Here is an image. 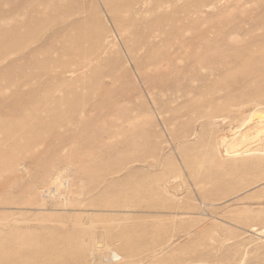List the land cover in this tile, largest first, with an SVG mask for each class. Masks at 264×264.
Listing matches in <instances>:
<instances>
[{"label":"rangeland","instance_id":"374dc122","mask_svg":"<svg viewBox=\"0 0 264 264\" xmlns=\"http://www.w3.org/2000/svg\"><path fill=\"white\" fill-rule=\"evenodd\" d=\"M161 5L162 11L151 9L128 24L116 22L122 8L112 14L104 0H0V43L19 41L0 60V66L12 63L0 75L2 258L88 264L90 251L105 247L133 264L178 238L161 264L191 256L210 257L211 264H264V143L249 139L252 150L246 155L215 154L209 140L238 128L229 116L206 127L205 136L196 131L181 142L175 134L180 126L163 124L128 52V44L149 40L157 27L166 30L163 43L176 41L175 31L185 27L191 42H200L202 35L225 50H234L235 41H259L264 0H162ZM34 17L41 23L32 32ZM53 18L90 21L60 31ZM3 30L8 32L2 35ZM48 36L56 39L44 44ZM106 36L110 44H99ZM34 47L40 48L31 61ZM47 50L53 54L47 56ZM241 60L232 61L221 78L245 66ZM86 61L92 63L80 70ZM193 104L180 100L171 110L182 114ZM262 114L261 109L243 111L241 117L250 122L239 128L250 130ZM245 145L236 148L241 152ZM138 157L165 158L174 167L169 180L179 185L176 197L161 200L169 208L155 211L140 197L126 198L124 169L102 191L101 182L113 169ZM119 160L122 165L116 166ZM148 168L133 166L137 177L155 173ZM84 199L97 202L98 209L84 210ZM40 229L43 239H31V231ZM47 238L53 239L49 245Z\"/></svg>","mask_w":264,"mask_h":264},{"label":"bare ground","instance_id":"6f19581e","mask_svg":"<svg viewBox=\"0 0 264 264\" xmlns=\"http://www.w3.org/2000/svg\"><path fill=\"white\" fill-rule=\"evenodd\" d=\"M104 1L106 7L109 8L112 14H114L113 11L115 8H122L120 12H118L119 15L113 17L118 23L129 22L128 24H131L132 19L149 12L151 9H155L153 11L156 13L162 11V0ZM49 7L56 9L57 5L49 2ZM89 21L90 20L86 18H75L71 20L68 18L60 20L53 18L51 23H54L56 27L59 28L58 30L63 31L66 27H79L82 22L87 23ZM40 23V19L35 17L31 18V31L33 32L39 28ZM152 30H155L154 33L147 32L149 34V40L142 41L141 43L128 44V52L134 69L142 82L146 85L163 124L166 127L174 124L180 126V128L176 130L177 133L175 132V134H177L176 138H180L183 143L187 142L186 138L195 134L196 131H199L200 135L202 134L205 136L206 133L203 130H205L206 127H214V125H217V121L222 122L224 118L229 116L239 122L238 128L234 127L235 129H231L222 135L217 134V137L209 140L215 154L222 156L224 153L227 155L231 152L232 154H236L238 151V153H245L246 155L252 150V146L250 145L252 142H248L249 139H254V144L264 143V115L262 114V117L255 121L252 128H247L250 130L246 131V128L243 131L242 128L250 121L249 119L247 121L248 117H241L242 112L247 110L255 111L261 109L264 113V37L259 39V41L255 39L244 44L235 41V44L232 46V48L235 47L234 50H225L202 35H199V37H202L200 42H191L189 36L184 37L185 32H191V30H187L186 27L183 30L178 29L175 31L174 35L176 41L172 43H163L162 36L166 33L164 28L161 29L157 27ZM7 32L8 31L5 30L1 31L2 35ZM60 37L61 35H57V40H59ZM52 39H56V37L48 36L44 44H47ZM11 40L6 38L5 42L0 43V60L4 59L3 57L4 55L6 56L9 49H12L14 44L19 42L17 40ZM99 42L101 45H105V43L108 45L110 44V40L107 36L103 38V41ZM39 48L40 47H34L33 50L29 52L31 54V61L39 52ZM99 50L103 51L101 47H99ZM259 51L260 53L258 54ZM44 52L47 56L51 53L53 54L52 51L49 52L48 50ZM29 53L26 55V58L29 57ZM238 59H242V62H246L245 66L241 69L237 68L238 70H236L233 75L229 76V78H221L231 67V62ZM89 63L92 62L86 61L83 64L81 63L80 70L84 67H88ZM7 64L12 65L11 62ZM8 65L5 64L0 66V75L7 69ZM217 76L221 78L220 81V78H217ZM188 99L193 101L194 104L192 107L182 114H174L175 111L171 110V104L180 100L186 101ZM165 113H171V117L169 118ZM239 127L242 128L240 129ZM246 140L247 143L245 142ZM146 141L149 142L148 140ZM128 142L132 145L135 144L133 139ZM242 143L246 144L243 146L245 149L239 152L240 150H238L236 146ZM149 145L153 149H157V142L151 141ZM230 147H235V149L229 150L231 149ZM164 161L165 158L164 160L158 159L156 162H149L143 157L130 158L127 161V166L115 168V171L113 169V171L110 172L112 176L101 182L102 191L103 189L108 191L113 182L117 180L115 178H118L119 172L124 169L123 172L126 171V189H124L122 193L126 198L140 197L146 202L145 206L155 211H160L161 208H169L170 205L166 202L162 203L161 200L165 201L172 199L171 197L173 196L176 197L174 194L177 188H179V185L173 184L172 179L169 180L170 173H172L170 170H174V167L171 166L168 161ZM118 162L116 166H121L122 161L120 162L119 160ZM136 165H145L156 171L152 174H142L137 177L133 170V166ZM256 165L257 164H252V167ZM137 178H139V180H137ZM118 193L120 194V192ZM83 201L82 206L86 208L84 210L96 211L98 209L95 205L97 202L93 203L94 200L88 201V199H84ZM41 232L42 229L31 231V239L33 237L34 241L43 239ZM127 232L129 233V230L125 231L126 234ZM25 234H23L22 237L26 236ZM27 237H29V235ZM52 240V238H47L45 242L49 245ZM3 241L4 239L2 238L0 241V264H24L21 261L14 263L8 261V259L2 258L4 249ZM178 243V238H170L162 247L144 255V257H141L133 264H161L162 259L165 260L168 253L174 246L178 245ZM68 245H71L70 242ZM105 250L104 247L102 249L99 248L90 251L88 264H103L104 261L111 264L117 259H120L118 264H132L127 262L125 259L126 255H119L112 249V251L109 252H105ZM34 257L38 259L37 255H34ZM212 260L213 259L210 257L203 258L191 256L176 264H211ZM84 264H86V262H84Z\"/></svg>","mask_w":264,"mask_h":264}]
</instances>
